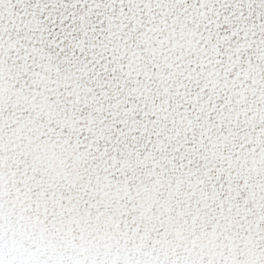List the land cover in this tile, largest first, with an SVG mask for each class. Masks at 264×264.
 Segmentation results:
<instances>
[{
  "label": "snow or ice",
  "instance_id": "snow-or-ice-1",
  "mask_svg": "<svg viewBox=\"0 0 264 264\" xmlns=\"http://www.w3.org/2000/svg\"><path fill=\"white\" fill-rule=\"evenodd\" d=\"M0 264H264V0H0Z\"/></svg>",
  "mask_w": 264,
  "mask_h": 264
}]
</instances>
